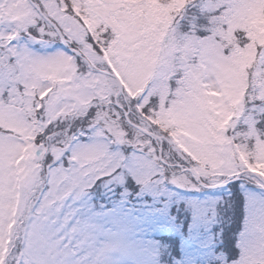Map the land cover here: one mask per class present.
I'll return each mask as SVG.
<instances>
[{
	"label": "snow or ice",
	"instance_id": "snow-or-ice-1",
	"mask_svg": "<svg viewBox=\"0 0 264 264\" xmlns=\"http://www.w3.org/2000/svg\"><path fill=\"white\" fill-rule=\"evenodd\" d=\"M261 21L264 0H0V264H163L140 237L171 192L226 187L245 223L217 264H264ZM190 212L198 246L216 211Z\"/></svg>",
	"mask_w": 264,
	"mask_h": 264
},
{
	"label": "trees",
	"instance_id": "trees-1",
	"mask_svg": "<svg viewBox=\"0 0 264 264\" xmlns=\"http://www.w3.org/2000/svg\"><path fill=\"white\" fill-rule=\"evenodd\" d=\"M239 189V184H237ZM221 190V189H220ZM223 190H226V197L230 203L232 214L229 212H223L222 214V225L220 226L221 237L217 242V245L214 248L215 254H220L224 252L223 242H224V233H228V239L231 241V246L234 250L236 249V244L239 239L240 232L243 230L245 219H244V200L247 196L246 192H240V208L239 210H234L233 205L236 203L235 198L230 187H226ZM180 205V206H179ZM177 206H173L170 212V215L167 217V222H160V227L146 234V237L163 246L164 249H167V253L163 256V261L167 262L175 261L176 264H182V260L185 257L186 252L190 255L196 250V246H193L188 241V233L190 232V222L191 215L189 212L181 208V203ZM172 217V220L169 218ZM159 229V230H158ZM219 230L215 228V232ZM171 240L174 243H168ZM219 259L210 261L208 264H217ZM206 264V262H203Z\"/></svg>",
	"mask_w": 264,
	"mask_h": 264
},
{
	"label": "rangeland",
	"instance_id": "rangeland-1",
	"mask_svg": "<svg viewBox=\"0 0 264 264\" xmlns=\"http://www.w3.org/2000/svg\"><path fill=\"white\" fill-rule=\"evenodd\" d=\"M259 35L261 37L260 42L264 43V21L259 22ZM226 193L228 192L223 189L204 190V191H188V190L181 191L180 189L177 188L171 192L170 197H168L169 203L166 206V208L163 210L165 219H162L160 221L162 223L168 221L167 217L170 215L172 207L174 205L178 207L180 203H181V208L189 212L190 215H191L190 207L193 203L204 204L205 202H210V204L214 207L216 211V215L212 218V223H210L207 227H202L200 229V234L203 237V242L200 245L196 246V250L192 253V255L196 259L202 262H206V264H208L210 261L219 259L220 256L223 255L222 253L215 254L214 248L221 237L222 229L220 226L222 225L223 222L222 219L223 212L226 213L229 212V214L231 215L232 214L231 210L233 211V209L229 206L230 203L227 200ZM218 201L219 204L217 203ZM211 215L212 214L209 213V216ZM169 220H172V217L169 218ZM215 228H218L219 230L215 232ZM150 232L151 231L142 233L140 237L141 239L144 240L146 245L144 250L145 255L149 258L156 260L157 262H163V264H167V262L163 261V256L165 254H161V251L159 249L147 247V245L158 244L146 237V234Z\"/></svg>",
	"mask_w": 264,
	"mask_h": 264
}]
</instances>
